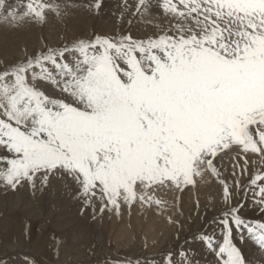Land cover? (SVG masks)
<instances>
[{
    "label": "snow or ice",
    "instance_id": "6c2138e0",
    "mask_svg": "<svg viewBox=\"0 0 264 264\" xmlns=\"http://www.w3.org/2000/svg\"><path fill=\"white\" fill-rule=\"evenodd\" d=\"M77 6L0 0V17L43 24ZM154 7L167 25L151 35H93L0 62V186L35 194L63 181L95 217L97 205L117 216L137 204L164 210L157 193L212 179L222 207L194 239L214 264H249L235 238L264 254V220L244 215L249 206L264 215V0H122L118 19ZM194 255L181 246L162 264Z\"/></svg>",
    "mask_w": 264,
    "mask_h": 264
},
{
    "label": "rangeland",
    "instance_id": "374dc122",
    "mask_svg": "<svg viewBox=\"0 0 264 264\" xmlns=\"http://www.w3.org/2000/svg\"><path fill=\"white\" fill-rule=\"evenodd\" d=\"M17 1L22 2V0H8V3L14 4L17 3ZM56 2L61 4L74 3L78 6L69 7L66 9V14L62 15L63 17L60 18L58 25L59 29L53 30L54 28H50L52 19L55 16V14L50 13L48 15L47 21L43 24L25 22L20 24L19 26L12 25L13 28L15 27V29H20L19 33H21H18L16 36L12 35L10 31H7V33L3 34L0 33V35H4L2 36L3 40L0 36V62H3L4 65H9L25 59V54L22 57H19L15 54L8 55V58L6 55L4 56L1 52H3L4 47L7 48L9 45L15 47L22 45L24 46V53L31 55L39 50L44 49L45 46H61L65 43L71 42L74 39H87L92 37L93 35H112L118 32H131L134 37L148 36L159 31L158 28L152 29L147 24L148 22L146 21L150 20L152 21V23H159V26L161 27L167 25V20L160 12H158V9L155 7L152 9L153 11L151 10L150 15L145 16L147 18H141L139 16L132 17L125 14L124 19L122 21L119 20L118 17L120 16L122 11V0H103L104 6L99 14L90 12L86 7H84V5L89 3L90 0H56ZM128 2L131 4L134 3V0H128ZM77 9L80 10V12L84 15L83 18H74V15H77L74 12ZM67 14L68 18L72 16V18L74 19H65L64 16L66 17ZM2 20L0 19L1 22L4 21ZM129 20H131V24L128 23ZM6 23L8 22L6 21ZM110 23H113L114 26L112 27V24ZM132 27L133 29H131ZM155 27H157V25ZM148 30L150 31L148 32ZM54 31H56V33ZM12 36L13 38L15 37V39H11V41L9 42L8 38ZM227 169L228 171H230V168L227 167ZM212 181L214 182L213 184L209 186H203L196 192H194V190L186 189L183 193H179L174 199H172L173 201L167 203V207L164 210L145 211L144 209H137L138 212L136 211L135 214L134 211H128L130 215L129 218L128 213H126L127 210L123 208L121 215L116 216V220H113V217L110 215L106 217L103 216V214H100L99 211L98 214L96 211V215L94 217L93 209L82 208V202L74 199L73 197H70L72 196L70 192L69 196H67L70 201H72V208L70 209H76V213L74 212L75 216L72 215V218L74 219L75 217H77L82 221H86L88 219L87 222L89 223H94V221L96 222V219H98V223L101 224L104 234L103 238L99 240V242L95 238L91 237V241H89L87 245L82 246L83 250L85 251L84 255L86 257L89 255L87 258H84L83 264H127L128 261L130 262V264H136L137 261H139V264H162V261L166 254H168L169 252H172L173 254L178 253L182 245L185 249L191 248L195 252V255L191 257L192 264H197V262L198 264H214V256L211 255L206 248L202 247L194 239L198 235V233H202L205 231L211 232L212 229L215 228V225L211 222L215 215L217 216L219 214L222 207L221 186L214 180ZM241 183L246 184L247 177L243 178L241 180ZM52 184L55 185V182L51 183L52 187L49 186L40 193L53 194L55 188ZM25 189L29 193L32 192V190L26 186L24 187V190ZM9 192L13 193L16 191H12L10 189L0 191V198L2 196L4 197L6 194H9ZM177 197L179 198L178 201ZM37 201L38 200H36V202ZM44 202L48 203V200L46 199ZM78 202L81 206L78 205ZM197 203L199 205L198 207ZM98 207L99 206L97 205V210ZM124 210L126 211L124 212ZM0 212V258L7 260L8 264H22L23 258L25 256H29L35 259L37 264H81L77 262V260H75L73 257L70 258V256L68 257L71 260L69 259L68 262H64L62 260V248L67 241V237H64V234L61 233V231L55 225H53L54 222L52 218L49 219V217H41L36 219L25 215L22 211H20V209L12 211L7 207L6 209L2 208ZM79 213L80 215L78 216ZM87 213L91 215L90 217L92 219L86 216ZM156 215L159 216L156 217ZM244 215L248 219L253 221L264 220V215L260 214L251 206L244 209ZM169 217L177 221L180 226L178 227L177 223L170 224ZM45 219L48 221L47 223H45ZM125 222L128 223L126 224ZM124 224L126 225L124 226ZM128 228L132 229L131 241H129V243L127 244L122 242V245L118 246L116 236H118L122 230H126ZM184 235L186 238L184 237ZM13 236H16L19 239L23 238L24 246H26L27 248H24V246H22L21 249L20 246H16L15 242H13L15 244L13 247L15 248H11V244L13 245V243H11ZM187 241H192V243H188ZM6 243L10 245L8 246V244ZM235 243L244 254L246 260L249 261V264H264V256L263 254H261V250L251 240L247 239V237H245L244 241L242 242L239 236H237L235 238ZM88 246L90 249L88 248ZM94 248H96V250L98 249V252L95 253ZM134 248H136L137 250ZM137 252L138 254H136ZM139 253L140 255L142 253L146 254L138 256ZM143 256L145 257V260ZM141 257H143V260ZM175 258L179 259L178 256H176Z\"/></svg>",
    "mask_w": 264,
    "mask_h": 264
},
{
    "label": "bare ground",
    "instance_id": "6f19581e",
    "mask_svg": "<svg viewBox=\"0 0 264 264\" xmlns=\"http://www.w3.org/2000/svg\"><path fill=\"white\" fill-rule=\"evenodd\" d=\"M21 1V0H20ZM10 2V1H9ZM18 2V1H17ZM156 10V9H155ZM73 11V10H71ZM153 11V10H152ZM159 12V10H158ZM75 14L77 15H74L75 19L77 18H83L84 15L80 12V10H76L74 12ZM112 13V12H111ZM70 14V13H69ZM161 15V14H160ZM63 16L61 17H57L56 15L53 17L52 19V23L50 24L51 27L50 28H54L53 30L55 29H59L58 25H59V21H60V18H62ZM90 17V16H89ZM65 19L67 20H73L74 18H72V16H70L68 18V14L67 16L65 17ZM147 18V17H145ZM149 18V17H148ZM1 20L3 18H0ZM104 19V18H103ZM4 20V19H3ZM2 20V21H3ZM84 20V19H83ZM82 21V20H81ZM103 21V20H102ZM141 21V20H140ZM63 22V21H61ZM65 22V21H64ZM86 22V20H85ZM110 22V21H109ZM148 22L147 24L152 28H157L155 27L156 25H159V23H152V21H146ZM154 22V21H153ZM157 22V21H156ZM106 24V23H105ZM104 24V25H105ZM112 24V27L114 26L113 23H110ZM136 24V23H135ZM139 25V24H138ZM147 25V26H148ZM155 25V26H154ZM31 27V26H30ZM104 28V27H103ZM137 28V27H135ZM115 29H116V26H115ZM133 29V27L131 28ZM19 30L20 29H15V27L13 28L12 27V24L10 23H6V20H4L3 22L0 21V33H7V31H10V33L14 36H16L18 33H19ZM52 30V31H53ZM107 30V29H106ZM136 30V29H135ZM59 31V30H58ZM140 31V30H139ZM150 30H148L149 32ZM56 33V31H54ZM21 33V32H20ZM19 33V34H20ZM0 35L1 36V39L3 38L2 36L4 35ZM149 34V33H148ZM7 35V34H6ZM74 36V35H73ZM140 36V35H139ZM20 37V36H19ZM145 37V36H144ZM6 39V37H5ZM4 39V40H5ZM11 39H15V37L13 38L12 37H9L8 38V41L10 42ZM3 40V39H2ZM52 40V39H51ZM56 40V39H55ZM6 41V40H5ZM13 41V40H12ZM8 42V43H9ZM1 43V41H0ZM2 45V44H1ZM10 46V45H9ZM4 47V50L3 52V55L7 56L8 58V55H12V54H15L17 56H24V46L22 45H19V46H10V47ZM14 48V50H13ZM6 49V50H5ZM26 49V47H25ZM33 49V47H32ZM2 56V57H4ZM14 57V55H13ZM55 182V185H54V193H49V194H46V193H40V192H37L36 194H33V192L29 193L27 192V190L25 189L24 190V187H21V188H18L16 190V192H13V193H10L9 194H6L4 197L2 196L0 198V211L2 210V208H5L6 207L9 209V210H12V211H15L17 209H20V211H22L25 215L29 216V217H32V218H41V217H49L53 219V222L55 225L60 231L61 233L64 234V237H67V241L65 243V245L63 246L62 248V260L64 262H68L69 259L71 257H73L75 260H77V262L83 264V260L84 258H87L85 255H84V250L82 248V246L84 245H87L89 243V241H91V237L95 238L98 242L99 240H101L103 238V229L101 227V224L98 223V219H96L97 221L94 223L91 222H87L88 219L86 221H82L80 219H78L77 217H75L74 219L72 218V215H74L76 212V209L74 210H71L70 208L71 207V203L72 201H70V199L67 197L69 196L70 192H71V188L70 187H67L66 184L63 182V181H59V180H55L53 181ZM51 186V184H50ZM27 187V186H26ZM52 187V186H51ZM6 188L0 186V191H5ZM218 191V190H217ZM3 193V192H2ZM209 193V192H208ZM215 193V192H214ZM20 194V195H19ZM208 195V194H207ZM70 197H73V196H70ZM214 197V196H213ZM8 198V199H6ZM3 199V200H2ZM48 200V203L47 202H44L45 200ZM36 200H38L36 202ZM72 200V199H71ZM74 202V201H73ZM74 204V203H73ZM77 204V203H76ZM204 204V203H203ZM78 205H79V202H78ZM75 206V205H74ZM77 206V205H76ZM81 206V205H79ZM202 206V205H201ZM216 206V205H215ZM213 207V206H212ZM77 208V207H75ZM81 208V207H80ZM83 208V207H82ZM205 208V207H204ZM91 210V209H90ZM89 210V211H90ZM84 211V210H83ZM126 210H124L125 212ZM209 211V210H208ZM218 211V210H217ZM75 212V213H74ZM88 212V211H87ZM91 212V211H90ZM89 212V213H90ZM123 212V213H124ZM138 212V210H137ZM164 212V211H163ZM215 212V211H214ZM1 213V212H0ZM86 213V212H84ZM83 213V214H84ZM89 213H87V217L88 218H91L89 215ZM92 213V212H91ZM127 213V212H126ZM97 214H98V210H97ZM114 214V213H113ZM112 213H108V212H105L103 213V216H112L113 217V220H116V214L113 215ZM211 214V213H210ZM215 214V213H213ZM217 214V213H216ZM80 215V213L78 214V216ZM96 215V214H95ZM212 215V214H211ZM211 215H210V218H211ZM75 216V215H74ZM77 216V215H76ZM85 216V217H86ZM128 216V215H127ZM216 216V215H215ZM102 217V216H101ZM207 217V216H206ZM205 217V218H206ZM250 217V216H249ZM100 218V217H99ZM103 218V217H102ZM208 218V217H207ZM209 218V219H210ZM92 219V218H91ZM95 219V218H94ZM128 219V217H127ZM190 219V218H189ZM46 220V219H45ZM202 220V219H201ZM205 220V219H204ZM43 221V220H42ZM52 221V220H51ZM208 221V220H207ZM48 221L46 220L45 223H47ZM44 223V224H45ZM126 223V222H125ZM128 223V222H127ZM126 223V224H127ZM207 223V222H206ZM43 224V223H42ZM124 224V226L126 225ZM169 224V223H168ZM210 224V222H209ZM207 226V224H206ZM187 227V226H186ZM124 228V227H123ZM163 229V228H161ZM0 230H1V225H0ZM132 229L128 228V229H124L121 231V233L116 236V240L118 241V246H121L122 245V242L127 244L129 243V241H131V235H132ZM162 231V230H161ZM3 232V231H2ZM194 233V232H193ZM195 233H196V230H195ZM194 233V234H195ZM6 234V233H5ZM192 234V233H191ZM199 234V233H198ZM8 235V234H7ZM6 235V236H7ZM16 235V234H15ZM180 235H181V232H180ZM188 235V234H187ZM178 237V236H177ZM185 237V235H184ZM166 238V237H165ZM164 238V240H165ZM186 238V237H185ZM162 239V238H161ZM172 239V238H171ZM125 240V241H124ZM163 240V239H162ZM161 240V242H162ZM187 240V239H186ZM176 241V240H175ZM15 242L16 246L20 248L22 246H24V239L23 238H17L16 236H13L12 237V241L11 243ZM95 242V240H94ZM97 242V243H98ZM188 242V241H187ZM178 243V242H177ZM8 244V243H6ZM13 243V245L11 244V248H15L13 247L15 245ZM163 244V243H162ZM172 244V243H171ZM10 244H8L9 246ZM97 245V244H96ZM95 245V246H96ZM243 245V244H242ZM183 246V245H182ZM24 248H27L26 246H24ZM89 248V246H88ZM92 248V247H91ZM22 249V248H21ZM90 249V248H89ZM95 249V253L98 252V249L96 250ZM136 249V248H134ZM137 250V249H136ZM135 250V251H136ZM170 250V249H169ZM94 251V250H93ZM167 251V250H166ZM1 253V252H0ZM138 254V252L136 253ZM142 254H146V253H142ZM141 254V255H142ZM140 253L138 256H141ZM70 256V258L68 257ZM137 256V255H136ZM264 256V254H263ZM21 257V256H20ZM144 257V256H143ZM143 257L142 260H143ZM99 258V257H98ZM136 258V257H135ZM147 258V256H146ZM104 259V258H103ZM71 260V259H70ZM138 260V258H137ZM141 260V259H140ZM144 260H145V257H144ZM101 262V261H100ZM129 262V261H128ZM135 262V261H134ZM144 262V261H142ZM19 264V263H18ZM23 264V262H22ZM104 264V263H103Z\"/></svg>",
    "mask_w": 264,
    "mask_h": 264
},
{
    "label": "water",
    "instance_id": "95a60500",
    "mask_svg": "<svg viewBox=\"0 0 264 264\" xmlns=\"http://www.w3.org/2000/svg\"><path fill=\"white\" fill-rule=\"evenodd\" d=\"M225 165L228 168L231 167L230 164H229V162L227 161V159L225 160ZM213 183L214 182L212 181V179H209L207 182L198 181L195 188L189 187L187 190H194V192H196L197 190L201 189L203 186H209V185H211ZM178 194L179 193H174V192H170V191L169 192H160V193H157V195L160 196L163 200L167 201V203L173 201L172 199H174ZM125 209L127 210V213H128V211H130V212H133L134 211V214L137 211V209H144L145 211H157L158 210L155 207H152V208L141 207L138 204L132 206L131 209H128V208H125ZM128 215H129V213H128ZM158 216L159 215H156V217H158ZM129 218H130V215H129Z\"/></svg>",
    "mask_w": 264,
    "mask_h": 264
}]
</instances>
